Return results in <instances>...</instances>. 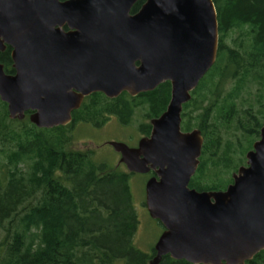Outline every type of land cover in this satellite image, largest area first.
Here are the masks:
<instances>
[{
	"label": "water",
	"instance_id": "water-1",
	"mask_svg": "<svg viewBox=\"0 0 264 264\" xmlns=\"http://www.w3.org/2000/svg\"><path fill=\"white\" fill-rule=\"evenodd\" d=\"M0 0V101L10 119L38 128L66 125L84 96H135L170 83L163 112L136 146L107 143L144 184L148 215L162 231L148 264L169 255L192 264H243L264 249V117L245 163L220 190L189 186L203 137L181 129L182 105L215 62L212 0Z\"/></svg>",
	"mask_w": 264,
	"mask_h": 264
},
{
	"label": "trees",
	"instance_id": "trees-1",
	"mask_svg": "<svg viewBox=\"0 0 264 264\" xmlns=\"http://www.w3.org/2000/svg\"><path fill=\"white\" fill-rule=\"evenodd\" d=\"M143 1L137 0L130 12ZM212 1L218 23L216 59L180 114L181 129L194 126L203 137L189 181L196 190H220L231 182L264 117V0ZM234 31L229 46L225 38ZM0 62L5 72H13L8 46L0 51ZM252 87L255 111L243 96ZM169 94L166 80L133 97L122 92L113 104L95 92L89 107L83 103L82 108L94 118L113 105L128 123L137 105H146L147 118L159 115ZM82 111H74L69 124L38 128L29 122L28 112L20 120L10 119L0 101V264H148L153 256V248L145 253L133 244L138 220L127 182L130 172L110 168L90 149L68 146L67 129ZM149 129L147 122L137 130L145 135ZM159 264L192 263L165 255ZM243 264H264V249Z\"/></svg>",
	"mask_w": 264,
	"mask_h": 264
},
{
	"label": "rangeland",
	"instance_id": "rangeland-1",
	"mask_svg": "<svg viewBox=\"0 0 264 264\" xmlns=\"http://www.w3.org/2000/svg\"><path fill=\"white\" fill-rule=\"evenodd\" d=\"M236 34L237 33L235 31L229 32L225 38L226 44L230 46L232 44V39L236 36ZM254 91L255 87H252L250 94L243 96L253 104V109L255 111L257 106L254 104V95L256 93ZM188 110L189 109H187V111ZM145 113L146 105L143 104L135 106L130 113L128 123L122 122L115 115L106 116L104 114L105 116H103V122L100 126L83 123L79 120L81 117L79 115L76 121L72 122L67 129V131L70 130L71 132V134H69L70 140L68 146L81 151L90 149L92 150L94 158L98 161L106 162L110 168H114L121 172H127L124 164L119 162V154L114 151V149L107 142L113 140L121 141L128 146L135 145L136 141L143 135L138 131L139 125L142 123H149L150 118H147ZM187 117L188 116H185L184 119H187ZM192 127L194 128V126ZM0 158H2V156ZM242 159L243 161L241 164H244L245 154L242 156ZM147 178L148 175L146 173L133 172L129 174L127 182L132 205L138 220L137 228L133 236V244L139 250L145 253H151L154 243L162 231V225L158 222V220L153 219L148 215L144 204V184ZM226 180L227 179H224L223 184Z\"/></svg>",
	"mask_w": 264,
	"mask_h": 264
},
{
	"label": "flooded vegetation",
	"instance_id": "flooded-vegetation-1",
	"mask_svg": "<svg viewBox=\"0 0 264 264\" xmlns=\"http://www.w3.org/2000/svg\"><path fill=\"white\" fill-rule=\"evenodd\" d=\"M170 84V83H169ZM124 92V91H123ZM95 93V92H94ZM101 93V92H100ZM122 93V92H121ZM120 93V94H121ZM126 93V92H125ZM93 93H91V94H89V95H86V96H84L83 97V99H82V101H81V104H80V106L77 108V109H75V110H73L72 112H71V121H72V119H73V112L75 111H79V110H83L82 111V113H80L79 115L81 116L80 117V121H82L83 123H89V124H92V125H94V126H100L101 125V123L103 122V116H107V115H115V116H117L118 117V114H117V112H115V108H114V106L113 105H108L107 106V109H105V110H103V108L100 110V112L93 118V117H91L90 116V111H89V109L87 110L86 108L85 109H83L82 108V104L83 103H85L88 107H89V104L91 103L90 102V100H91V95H92ZM102 94V96L104 97V101H106L107 103H111V104H113V103H115V98L117 97H107V96H105L103 93H101ZM119 94V95H120ZM128 94V93H127ZM118 95V96H119ZM129 95V94H128ZM138 95V94H137ZM129 96H131V95H129ZM136 96V95H135ZM169 96H170V94H169ZM131 97H133V96H131ZM169 100V99H168ZM168 103V102H167ZM93 105V104H92ZM167 105V104H166ZM166 107V106H165ZM91 109H93V108H91ZM90 109V110H91ZM164 111V110H163ZM162 111V112H163ZM105 114V115H104ZM84 116H87V117H84ZM158 116V115H157ZM157 116H155V117H157ZM119 118V117H118ZM153 118V117H152ZM151 119V118H150ZM150 119H149V121H150ZM70 121V122H71ZM69 122V123H70ZM74 122V121H73ZM68 123V124H69ZM150 124V123H149ZM150 129H151V126H150ZM150 129H149V132H150ZM149 132L147 133V134H145V135H142L141 137H143V136H147L148 134H149ZM140 139V138H139ZM138 139V140H139ZM137 140V141H138ZM137 141H136V144L135 145H133V146H136L137 145ZM133 146H131V147H133ZM118 153V152H117ZM119 154V153H118ZM240 165H242V164H240ZM239 165V166H240ZM125 166V165H124ZM125 168H126V166H125ZM237 168H238V166H237ZM236 168V169H237ZM236 169H235V171H236ZM127 170V169H126ZM235 171H233V172H235ZM127 172H129L128 170H127ZM232 172V173H233ZM130 173H133V172H130ZM147 175H148V177H150V176H152V175H154V172L152 171V170H150V171H148L147 173H146Z\"/></svg>",
	"mask_w": 264,
	"mask_h": 264
}]
</instances>
